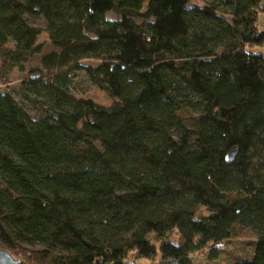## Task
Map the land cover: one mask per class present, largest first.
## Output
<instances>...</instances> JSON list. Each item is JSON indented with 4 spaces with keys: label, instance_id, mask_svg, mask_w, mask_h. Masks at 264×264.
Returning a JSON list of instances; mask_svg holds the SVG:
<instances>
[{
    "label": "trees",
    "instance_id": "obj_1",
    "mask_svg": "<svg viewBox=\"0 0 264 264\" xmlns=\"http://www.w3.org/2000/svg\"><path fill=\"white\" fill-rule=\"evenodd\" d=\"M263 2L0 0V78L42 65L22 100L0 90V247L19 264H196L250 228L233 264H264ZM79 72L112 102L74 94Z\"/></svg>",
    "mask_w": 264,
    "mask_h": 264
},
{
    "label": "rangeland",
    "instance_id": "obj_2",
    "mask_svg": "<svg viewBox=\"0 0 264 264\" xmlns=\"http://www.w3.org/2000/svg\"><path fill=\"white\" fill-rule=\"evenodd\" d=\"M211 0H190V4H196L199 6L206 5ZM264 1V0H263ZM264 5V2H263ZM29 21L34 23L37 26L42 28H46V23L42 18H34L29 17ZM259 26L264 25V12L260 13ZM47 41L46 50L54 48L50 44V40L48 38V34L43 31L38 38V41ZM10 44L13 45V42ZM264 50L263 48H259ZM85 63H93L92 59L84 60ZM35 69H42V65L40 61L37 59H33L27 62L23 68L15 67L8 74L7 78H0V90L11 92L15 96L18 97L19 100H22L21 97L17 94V89L23 79L27 77V75L34 71ZM39 71H34L32 73H38ZM72 87L73 93L77 96H86L94 99L95 101L108 105L112 102V98H110L104 91L95 86L88 78V76L84 72L77 73L72 78ZM25 105L30 108L33 112L36 111L34 107H31L28 103L24 102ZM257 237V233L250 229L244 228L238 235H234L229 242L225 245V252L219 255L217 258H208L207 250L193 253V257L195 259L196 264H233L235 259L240 256L250 255L252 252V247L247 241L253 240ZM138 264H157L156 261L141 258L137 260ZM24 264V263H23Z\"/></svg>",
    "mask_w": 264,
    "mask_h": 264
},
{
    "label": "water",
    "instance_id": "obj_3",
    "mask_svg": "<svg viewBox=\"0 0 264 264\" xmlns=\"http://www.w3.org/2000/svg\"><path fill=\"white\" fill-rule=\"evenodd\" d=\"M236 153L237 149L235 147L232 148L226 156L227 160H233ZM0 264H19V260L14 258V256L9 251L0 247Z\"/></svg>",
    "mask_w": 264,
    "mask_h": 264
}]
</instances>
